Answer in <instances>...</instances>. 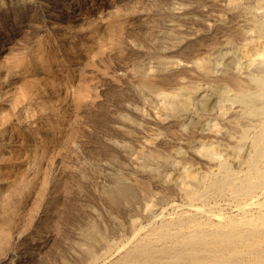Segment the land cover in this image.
Wrapping results in <instances>:
<instances>
[{"label":"rangeland","instance_id":"1","mask_svg":"<svg viewBox=\"0 0 264 264\" xmlns=\"http://www.w3.org/2000/svg\"><path fill=\"white\" fill-rule=\"evenodd\" d=\"M242 1L0 0V104L6 107L13 98L18 107L15 114L6 110L0 144V264H88L87 247L105 251L94 236L102 234L114 249L138 227L146 230L157 216L204 206L185 198L178 188L186 182V173L202 174L216 166V159L197 155L206 144L216 147L217 157L229 160L231 170H241L228 152L239 136L229 108L236 89L230 73L241 76L240 67L252 55L251 71L258 74L257 62L264 59V30L256 27L264 18V0ZM255 5L263 10L256 11ZM87 37L83 48L80 39ZM208 59L214 64L211 77L193 65ZM242 82L255 91L254 84ZM211 84L225 92L218 87L221 95L212 98L207 111L199 109L196 99L188 111H158L157 95L191 88L209 94ZM258 99L252 102L264 107V99ZM63 115V134L43 150L44 123ZM198 117L201 124L194 128L192 121ZM21 134L30 145L22 143ZM41 184L46 193L39 197L35 188ZM218 202L215 212L234 214L233 202Z\"/></svg>","mask_w":264,"mask_h":264},{"label":"bare ground","instance_id":"2","mask_svg":"<svg viewBox=\"0 0 264 264\" xmlns=\"http://www.w3.org/2000/svg\"><path fill=\"white\" fill-rule=\"evenodd\" d=\"M79 1H81V0H79ZM92 1L93 0H91V2ZM229 1H231V0H229ZM250 2H252V1H250ZM75 3H76V1H74V4ZM242 3H243V1H242ZM253 3H254V1H253ZM230 4L232 5L233 3L231 2ZM254 4H256V3H254ZM245 7L247 9L253 8V7H250V5H248V4ZM262 7H261V9H262ZM47 8H49V7H47ZM233 8H234V6H233ZM255 8H256V5H255ZM172 9H174V8H172ZM175 9H177V8H175ZM261 9H257L256 11L261 10ZM245 11H248V10H245ZM184 12H186V11H184ZM57 13H58V11H57ZM181 13H182V11H181ZM170 14H171V12H170ZM240 14H242V13H240ZM245 14H247V12ZM254 14H255V12H254ZM86 18H88V17H86ZM255 18L256 17L254 16V19ZM174 20H176V18ZM254 21L256 22V20H254ZM75 26H77V25H75ZM173 26H177L179 28V26H181V24L179 26L178 25H173ZM256 27H258L260 30H262V29L264 30V18L258 23V26H256ZM179 31L183 32L181 29ZM184 31H186V30H184ZM164 34H166V33H164ZM262 34H263V32H262ZM63 35H64V33H63ZM174 35H176V34H174ZM178 35H176V36H178ZM88 38L89 37H87L86 39H84V38L80 39L79 45L83 44V41L87 40ZM171 39H173V38H171ZM249 39H250V37H249ZM245 42H247V44H248V41H245ZM249 42H251V41H249ZM87 45H88V43H85V44L82 45V47L85 48ZM233 47H231V49ZM72 48L73 47L71 46L70 49H72ZM242 48L243 47H241V51H242ZM169 50H171V49H169ZM246 50H248V49H246ZM251 50H252V48H251ZM233 51L234 50H232L231 52H233ZM238 51H240V50L238 49ZM246 52L247 51H245V53ZM239 53H237V55L241 54V53L240 54ZM161 54H162V52H161ZM231 54H227L226 55V59L228 60L227 61V65H229V66L231 65V63H229V60H231V56H230ZM210 55H212V53ZM257 55L259 56L258 53H257ZM249 56L250 55H248V57ZM207 57H205V58H207ZM241 57L242 56H240V58ZM251 57H252V55L249 57L248 60H251L250 59ZM246 58H247V56H246ZM253 58H254V56H253ZM258 58H260V56ZM258 58L256 57V59H258ZM261 58H263V57H261ZM210 59H211V57H210ZM155 60H154V62H155ZM157 60H158L157 62L160 65H164V66L168 65V62H166L165 60H159V59H157ZM212 60H213V58H212ZM232 60H234V58ZM235 60L238 61L237 58ZM248 60H246L244 67H240V68L243 69V70L240 69V71L242 70V74L240 73L241 76H239V77H238V75L232 76V73H230L231 74V76L229 75L230 76V80L232 81V83L234 85L230 81H228L233 86H236V89H237V90L234 89L235 93L232 92L233 96H231L230 94H229L230 96L229 95L228 96L231 97L230 98L231 103H234L233 106L229 107L230 109L232 108L231 109L232 114H233L232 116H234V118H235V124L236 125L235 124L234 125L239 128L238 129L239 130L238 139L236 140L235 144L232 145L234 147L232 149H230V151H228V152H230V155L233 156L232 158H233L234 163L241 167V170H239L237 172H234L233 171L234 169L231 170L232 169V168H230L231 164L228 163L229 160L227 161L224 158L222 159V158L217 157V154H216V151H215L216 147L213 148V147L209 146V145H212V144H208V145L206 144L207 147L202 148L200 150V154H197V155H201V156H203V157H205V158H207L209 160L216 159V161H217L216 166L214 165L215 167L214 168L212 167L213 169H211V170L208 169L209 170L208 172L202 173V174H197L198 171L196 173H192V172L186 173V172L183 171L184 174L186 173L185 175L183 174L184 175V180L186 182H183L178 188L179 191L181 192V194L185 198L190 199V201L191 200L201 201V203H203L204 206H202V205L201 206H197L196 205L194 207L189 208L188 210H186L184 212H180V213H176V214L173 213L171 216H168V217H165V216H162V215L159 216V217L157 216V218H154L153 220L151 219L152 221L149 222L150 224L148 225V228H146V230H144L145 226L143 227V229L138 227V229H136L134 232L132 231L133 234H132L131 238H129V239L127 238L128 241L124 242L120 246L115 247L114 249L105 240V239H107V238H105V236L103 237L105 239H102V236H101L102 234L99 235L98 237L94 236V239H95V241L97 243V246H99L98 244H102V246H104V248H105L103 250H105V251L101 252V253H96L97 251L95 252L93 246L87 247L85 249L86 250L85 253H86L87 257L89 258V263L90 264H264V107L260 106L261 102H257L259 106H255L256 103H254V101L252 102L254 97L259 98L258 99L259 101L261 99L262 100L264 99V59H263V61L257 60V61H259V62H257V64L259 63L261 65L260 66L261 67L260 68L261 71L258 74H254V72H253L254 71V67H253V69L251 67V65L253 66L255 64L254 61H251V62L254 63V64L253 63L251 64V62L248 61ZM224 61L226 62V60H224ZM244 61H245V59H244ZM180 62H182V61H180ZM180 62H177V63H180ZM177 63H175V64H177ZM237 63H238L237 65L239 66V62H237ZM184 64H186V63H184ZM212 64L213 63H211V60H209V59L208 60H201V61H197L196 60V61L193 62L194 67H196L201 72V75L203 74L204 76H209L210 73H212L211 72L212 69H213ZM217 64H218V62H217ZM149 65L151 66V64H149ZM156 65H157V63H156ZM190 65H192V64H189V66ZM258 65L256 67H258ZM150 66H148V67L152 68ZM157 68H159V67H157ZM196 68H195V70H196ZM143 69H144V67H143ZM251 69L253 71H251ZM148 70L150 71V69H148ZM224 70L227 71L228 69H224ZM236 70H238V72H239V69L236 68ZM153 71H156V70H153ZM143 72H145V71H143ZM228 72H230V71H228ZM216 73H215V79H216ZM212 75H213V73H212ZM227 76L228 75H226V77ZM168 77H169V75H168ZM209 77H211V75ZM209 77H208V79H209ZM213 81H214V79H213ZM242 81H247V82H251L252 84H254L255 85V89H254L255 91L254 92L251 91V90L249 91L247 88H245V85L247 83L244 85ZM171 83H173V82H171ZM218 87L219 86H217V85H212V87H210V89H209L210 90L209 94H201V91L198 90V88L197 89L191 88L189 90L188 89H185V90L181 89V90L175 92L172 95L161 93V94L156 96L155 99H156L157 103H155V104H157L158 111L159 110L161 111V110H164V109H170V110L182 109V110L188 111L189 108H190L189 105L191 104V102H193V99H196V101H197L196 103L198 104L199 109L202 110V111H207L210 108V105L212 104L211 103V101L213 100L212 98L217 93H219L218 95H221V92H222L223 88L221 86L219 87L220 90L222 89L221 92H220ZM176 89H177V87H176ZM141 90H143V89H141ZM145 92H148V91H145ZM224 92H222V93H224ZM141 93H143V92H141ZM252 93L255 95L254 97H253ZM16 94H18V93H16ZM157 94H158V92H157ZM14 96H15V94H14ZM146 97H148V96H146ZM20 98H22V97H20ZM5 99H6V97H5ZM226 100H227V98H226ZM224 101H225V99H224ZM223 106H225V105H223ZM7 109L10 110L12 114H15V112L18 110V107H17V104H16V99L13 100V98H12V101L6 107H4V106H2L0 104V144L4 143V141H3V138H4L3 135L5 134L4 120L6 119L5 116L9 115V114H6V112H7L6 110ZM218 109H219V107H218ZM228 113H229V111H228ZM204 114H206V113H204ZM221 114L223 115V111H222V113H220V115ZM196 115H197V113H196ZM255 115H257L258 118H256ZM123 118H125V117H123ZM127 118H128V116H127ZM255 118H256V120H254ZM252 119L254 121H257V124L254 127L252 126V124H255L256 122L251 121ZM65 120H66L65 116L63 115L61 117H56V118H54L52 120H49L46 123H44V126L42 128V133H43V136H44L43 150H45L50 144H52V142H53V140L55 138H57V137H59V136H61L63 134V132L65 130ZM20 122H23V121H20ZM251 122H253V123H251ZM6 124H7V122H6ZM10 124H11V122H10ZM200 124L201 123H200V118L199 117L192 121V125L194 126V128L195 127L198 128V126ZM66 126H67V124H66ZM251 126H252V128H251ZM212 129H215L214 125L212 126ZM234 130H236V129H234ZM236 133H238V132H236ZM20 137H21L22 143H24L25 145H30V141H29L28 136L26 134H21ZM18 140H20V139L18 138ZM244 145L247 147L246 148L247 149L246 152H245L244 147H243ZM200 146H204V145L200 144L198 147H200ZM241 147H243V150H244L243 152H245V153L241 152L242 151ZM227 149H228V147H227ZM228 152H226V153H228ZM146 155L147 154H145V156ZM223 157H224V155H223ZM5 162H7V161H5ZM10 162H9V164H10ZM179 163H180V161H179ZM144 167H146V166H144ZM152 167H153L152 169L154 171L159 172V171H157L158 167H155L154 164H153ZM27 168H28V166H27ZM175 172H177V171H175ZM170 177H172V176H170ZM21 178H22V175H21ZM46 178H48V177L46 176ZM24 179H26V178H24ZM43 182H45V180H43ZM189 183L193 184V186H189L190 185ZM45 185H47V184L45 183ZM45 185L41 184L40 186H38L39 188H35L36 190L39 189V190H37L39 195H40L39 197H41V195L46 193L45 192L46 191V186ZM174 185H175V183H174ZM9 186H10V184H9ZM26 187L28 188V186H26ZM10 190L12 191L13 189H10ZM6 191H7L8 197H10L9 193H8V190H6ZM55 191L52 192V193H55ZM24 192H25V190H24ZM38 193H36V194H38ZM6 198H7V195H6ZM218 200H223L224 201L223 203H225V202H229V203L233 202L234 203V207H235L234 214L224 215V214H221L219 212H215L214 211L215 208L213 206L215 205L216 202H218ZM104 201L106 202V200H104ZM2 202H3V200H2ZM204 203H207L208 205H205ZM0 204H2V203H0ZM113 204H111V205H113ZM185 204L187 205V203H185ZM190 205L191 204H188L187 207H189ZM1 206L5 207L4 205H1ZM116 206H118V205H116ZM216 206H218L217 203H216ZM36 208L38 209V207H36ZM38 210L40 211V208ZM151 211L153 212V210H151ZM12 212H13V210H11V213ZM35 214H37V213H35ZM156 214L158 215V213H156ZM36 216H38V215H36ZM0 217H1V214H0ZM10 218H12V217H10ZM5 220H7V219H5ZM5 220H4V222H5ZM97 224H99V223H97ZM132 227H131V229H132ZM102 229H103V227H102ZM81 230H83V229H81ZM109 240H111V238ZM98 249H99V247H98ZM42 263H43V260H42Z\"/></svg>","mask_w":264,"mask_h":264}]
</instances>
